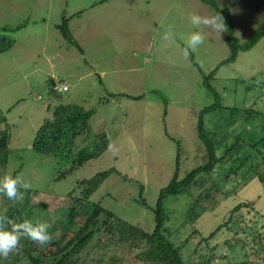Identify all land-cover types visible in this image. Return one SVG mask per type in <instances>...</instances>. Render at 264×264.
I'll use <instances>...</instances> for the list:
<instances>
[{
	"label": "rangeland",
	"instance_id": "1",
	"mask_svg": "<svg viewBox=\"0 0 264 264\" xmlns=\"http://www.w3.org/2000/svg\"><path fill=\"white\" fill-rule=\"evenodd\" d=\"M216 1L230 16L239 43L264 22V0ZM193 12L215 15L200 0H0V36L12 42L0 53V135L8 137L5 155H0V177L10 174L31 185L20 191L32 194L30 203L46 204L44 212L33 210V222L50 225L51 241L62 246L75 230L67 229L64 215L73 203L67 194L78 181L114 169L85 205L98 204L151 231L152 208L174 174L177 149L179 178L203 163L205 150L196 123L198 113L215 99L202 86V75L228 58L230 49L226 31L218 36L204 28V44L191 51L194 67L182 51L188 34L201 30L190 24ZM63 19H69L71 41L58 28ZM169 27L174 41L163 39ZM210 83L222 107L239 110L235 117L231 110L218 109L204 118L221 156L235 135L259 127L256 116L244 120L249 108L264 115V38L251 50L239 52L234 62L220 66ZM54 84H66L68 91H53ZM66 105L93 109L86 133L74 140L70 151L37 153L32 147L37 130L56 107ZM105 136L111 147L67 171L79 152L90 153ZM253 162L261 161L255 157ZM231 166L225 164L222 174L216 169L213 178L220 179ZM227 181L221 192L230 194L228 199L212 192L214 198L206 201H212V208L195 206L200 217L194 221L185 222L184 216L194 198L203 194L202 187H210L208 177L202 187L199 181L191 188V195L165 200L169 211L165 227L173 232L175 244L183 242L184 264L204 257L210 264H264V184L253 179L240 187ZM140 194L149 209L134 203ZM245 201L252 207L233 211ZM14 202L0 194V214ZM77 211L80 217L74 224L81 225L85 209ZM212 232L214 236L205 241ZM106 238L96 236L79 255L78 264H144L138 257L140 247L109 246ZM52 248L37 244L36 256L41 259ZM18 256L17 248L7 259L0 257V264L29 263L16 261ZM42 259V264H50Z\"/></svg>",
	"mask_w": 264,
	"mask_h": 264
},
{
	"label": "trees",
	"instance_id": "2",
	"mask_svg": "<svg viewBox=\"0 0 264 264\" xmlns=\"http://www.w3.org/2000/svg\"><path fill=\"white\" fill-rule=\"evenodd\" d=\"M200 1L212 9L215 15L219 13L224 18L226 28L224 40L230 49L228 58L222 61L208 75H202V86L215 99L210 106L205 107L198 113L196 123L197 137L205 150L203 163L190 170L184 177L179 178L180 148L177 149L174 174L167 186L160 190L156 204L154 208H152L154 226L151 231L125 222L98 204H87L88 207L85 205V202H87L89 197L92 196L93 192L100 186V184L111 173L115 172L114 169L100 172L90 179L78 181L71 192L67 194L73 203L64 215L67 225L70 226L67 229L69 230L73 226L75 230L72 232L71 238L62 246L59 241H51L49 243L53 248L48 251L47 256L42 254V258L51 260L50 264H78L80 261L79 255L98 235L108 237L104 240L109 243V246H127L129 248L140 247L141 251H139L138 257L144 262V264H184L181 256L183 242L182 244H175L171 240L173 232H170L169 229L165 227V224L169 221V211L164 205L165 200L168 197H177L183 193L191 195V188H193L196 183L198 184L199 181V185L202 187L207 182L208 177V179H210V187H202V191L204 190L203 194L194 198V204L190 205L187 214L184 216L185 222L186 220L194 221L195 217H200L198 215L199 213L194 210L195 206L198 209L212 208V201L206 202L207 200L214 198L212 192L215 194L222 193L228 199L230 194L226 191L221 192V187L224 183L226 184L227 180L232 183L235 182V185H241L240 187L244 186L247 181L253 179H257L260 183L264 184V115L249 108L244 120L248 121L250 118L256 116L259 118V127H256L257 125H255L253 126L254 129L252 131L248 130L247 132L245 129L246 131L244 130L235 135L234 143L229 147H226L225 145L226 149L221 156L217 155V146L212 139L215 134L208 131L204 123L205 116L216 112L218 109L231 110L229 113L234 115V117L239 114L238 109L222 107L219 95L211 85L210 81L214 78V75L220 66L234 62L239 52H247L251 50L259 40L264 38V22L252 31L251 35L245 42L239 43L233 35V23L230 16L225 14V11L220 8L218 2L216 0ZM68 20L63 19L58 28L62 31V35H64L67 40L71 41V36L68 30ZM11 46L12 42L8 38L0 36V53L8 51ZM189 58L193 66L197 67L196 62L194 61V54L191 51ZM93 113V109L84 110L83 108L74 105L56 107L52 112L51 118L45 119L37 130L33 141V149L42 155H60L64 150L70 151L74 140L80 135L86 133L88 121ZM108 146V137L105 136L102 138V141L96 144L90 153L85 154L82 151L79 152L77 157L73 159L67 171L73 172L90 159L98 158L107 150ZM7 147L8 137L6 133H1L0 155H2V153L5 155L4 152L7 150ZM255 157L260 158L261 162H259V164L253 162ZM246 162H249L250 165L244 167ZM225 164L232 165L227 171V174L222 175L220 179L213 178L212 173L215 172L216 169H220V173L222 174L221 171L225 168ZM260 166L262 168H260ZM230 174H233V179H229ZM235 177H238L239 179H235ZM142 192L143 187L140 189V193ZM31 195V193L24 192V196H27V199L23 200V202H14L12 204L13 206L6 213L7 217L17 222H20L23 219L33 221L34 209L38 210V212L46 211L47 206L45 203L32 204L29 202ZM134 203L144 209H149L147 202L142 198L141 194L139 195V199H134ZM81 207L82 209H85L83 213L84 221L81 225H76L74 222L77 217H80V213L77 209ZM243 207L251 208L252 204L251 202L245 201L243 204H238L233 211H240ZM185 222L183 221V223ZM213 236L214 233L212 232L207 238H205V241L211 239ZM64 238L65 235L62 239ZM24 239V243H20L18 247L19 256L16 261L26 259L29 262L28 264H42L43 259L36 256L37 243L28 238ZM202 241L204 240L202 239ZM213 250L214 248L211 249V251ZM210 262V259L204 257L198 259L192 264H210ZM231 264L246 263L239 262Z\"/></svg>",
	"mask_w": 264,
	"mask_h": 264
},
{
	"label": "clouds",
	"instance_id": "3",
	"mask_svg": "<svg viewBox=\"0 0 264 264\" xmlns=\"http://www.w3.org/2000/svg\"><path fill=\"white\" fill-rule=\"evenodd\" d=\"M189 21L193 27L201 30L192 31L188 34L186 46L182 50L186 58L190 55V51L194 52L200 45L204 44L206 40L204 28L210 29L218 36L226 30L224 18L219 13L212 16H202L193 12L189 15ZM163 39L174 41L171 27L166 31ZM109 146L111 147V143ZM30 187L31 185L21 177H13L10 174H4L0 177V194L5 195L9 200L23 202L24 192L20 189L26 191ZM6 213L7 209L4 210L3 214H0V257L7 259L10 253L19 247L22 238H28L42 246L51 242L52 237L48 233L49 224L40 221L34 223L29 219L17 222L9 219Z\"/></svg>",
	"mask_w": 264,
	"mask_h": 264
},
{
	"label": "built area",
	"instance_id": "4",
	"mask_svg": "<svg viewBox=\"0 0 264 264\" xmlns=\"http://www.w3.org/2000/svg\"><path fill=\"white\" fill-rule=\"evenodd\" d=\"M52 90L57 91V92H66V91H68V87L66 85H62V84H54L52 86Z\"/></svg>",
	"mask_w": 264,
	"mask_h": 264
},
{
	"label": "crops",
	"instance_id": "5",
	"mask_svg": "<svg viewBox=\"0 0 264 264\" xmlns=\"http://www.w3.org/2000/svg\"><path fill=\"white\" fill-rule=\"evenodd\" d=\"M66 85V84H65Z\"/></svg>",
	"mask_w": 264,
	"mask_h": 264
}]
</instances>
